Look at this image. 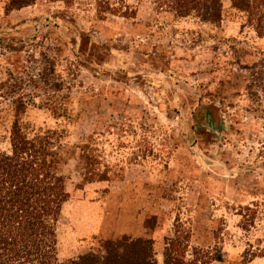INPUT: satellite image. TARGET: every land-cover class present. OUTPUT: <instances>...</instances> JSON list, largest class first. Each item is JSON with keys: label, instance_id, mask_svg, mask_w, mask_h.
<instances>
[{"label": "rangeland", "instance_id": "obj_1", "mask_svg": "<svg viewBox=\"0 0 264 264\" xmlns=\"http://www.w3.org/2000/svg\"><path fill=\"white\" fill-rule=\"evenodd\" d=\"M100 1L0 0V149L33 99L23 121L52 136L71 194L60 259L142 237L158 264L172 241L193 264H264V36L233 0L221 21L155 0L102 18Z\"/></svg>", "mask_w": 264, "mask_h": 264}, {"label": "trees", "instance_id": "obj_2", "mask_svg": "<svg viewBox=\"0 0 264 264\" xmlns=\"http://www.w3.org/2000/svg\"><path fill=\"white\" fill-rule=\"evenodd\" d=\"M33 2L13 0L11 10ZM155 3L159 9L169 8L178 18L209 12L211 20L223 19L224 0H155ZM233 6L246 13L249 23L263 37L264 0H233ZM98 12L102 18L107 13L125 18L137 13L133 7L126 6L125 0H120L118 5L101 0ZM32 105L36 102L24 97L13 101L11 150L0 149V264H158L153 241L142 237L110 239L105 242L102 254L90 252L60 259L58 225L71 194L61 173V153L52 136L31 137L23 121V115ZM208 112L214 115L210 108ZM104 177L90 169L85 180L93 182ZM186 251V247L170 242L169 264H193L186 261Z\"/></svg>", "mask_w": 264, "mask_h": 264}]
</instances>
